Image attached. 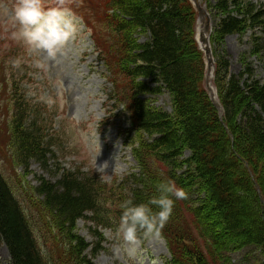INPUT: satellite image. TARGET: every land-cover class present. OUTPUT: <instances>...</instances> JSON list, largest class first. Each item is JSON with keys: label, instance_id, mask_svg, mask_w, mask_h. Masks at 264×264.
<instances>
[{"label": "trees", "instance_id": "obj_1", "mask_svg": "<svg viewBox=\"0 0 264 264\" xmlns=\"http://www.w3.org/2000/svg\"><path fill=\"white\" fill-rule=\"evenodd\" d=\"M111 1L112 5L101 7L113 8L116 13L103 9L98 25L103 30L111 28L116 44L110 46L106 38L105 44L97 45L100 53L108 49L110 60L124 74L120 78L126 92L120 100L125 98L134 126V131L128 130L125 144L131 147L140 173L129 176L135 184L127 186L129 196L113 194L115 212L102 201L106 184L97 173L61 169L55 182L38 178L37 196L56 228H61L57 239L65 245L63 253L71 254L76 264H93L85 252L91 245L74 230L79 218L96 226L92 256L101 249L102 234L97 228L107 226L117 231L124 223L135 233H140V227L156 225L167 242L168 264H209L202 250L189 243L196 231L204 234L205 250L215 264H225L223 259L228 263L223 256L228 249L226 237L232 236L234 251L245 246L264 248V81L253 77L250 64L232 73L229 57L220 47L224 36L258 28L262 43H255L250 52L263 50L259 56L264 57L263 4L256 7L249 2L244 6L239 0L217 1L221 15L214 30L217 44L212 82L220 114L204 86L203 54L193 38L196 13L189 1ZM231 5H236L238 12L229 10ZM113 21L118 25H112ZM130 28L145 40L136 42ZM20 68H24L22 62L11 73L16 86L14 74ZM138 77L143 81L138 82ZM163 91L170 96L171 113L149 107L134 96L135 92L157 95ZM38 108H30L19 99L14 103L11 144L18 164L26 168L30 156L45 163V156L51 155L52 140L44 142L33 122L28 127L24 123ZM157 166L164 168L166 175L159 173ZM217 219L221 229L213 225ZM49 227L43 224L49 244L53 238L52 247L48 245L52 252L57 234L52 235ZM1 245L8 251L7 264H48V255L40 249L16 196L0 173Z\"/></svg>", "mask_w": 264, "mask_h": 264}, {"label": "rangeland", "instance_id": "obj_2", "mask_svg": "<svg viewBox=\"0 0 264 264\" xmlns=\"http://www.w3.org/2000/svg\"><path fill=\"white\" fill-rule=\"evenodd\" d=\"M55 1L57 0H0V173L16 196L40 249L48 255V264H76L74 258L70 257L71 254L63 253L65 245L57 239L61 228H56L49 210L44 208L41 198L37 196L35 187L39 184L38 178L55 182L60 178L61 169L79 168L83 172L97 173L106 184L102 201L109 210L115 212L113 194L123 192L129 196L130 191L127 186L135 185L129 176L132 173L139 174L140 171L136 160L133 159L131 147L122 143V137L116 129L118 124H126L125 120L112 119L117 108L126 104L125 98L118 100L117 97L116 100L111 99V96L114 91L119 95L124 94L126 85L121 78H117V81L105 80L104 72L110 77H113V74L108 66L98 59L99 52L96 51L90 38L92 29L85 32L81 24L82 18H77L69 11L93 21L94 18L100 17L98 12L101 9L99 2L101 0H80V2L61 0V5L69 10L52 8L43 15L31 18L30 12L40 11L42 5ZM188 1L196 17L198 12H202L203 16L209 19L212 32L210 34L203 32L204 43L209 50V54L203 53L204 86L209 97L211 98L212 95L213 100L220 105L216 87L212 82L216 67L214 50L217 44L214 30L216 21L221 15L216 8L218 0ZM239 2L244 6L249 2L256 7L258 3H262L264 10V0H239ZM106 3L112 5L111 0H107ZM229 10L238 12L236 5H231ZM94 22L93 28H95ZM197 26H200V23L196 20L194 28ZM247 29L242 35L234 33L224 36L220 47L229 57V68L232 73L237 74L250 64L253 77L263 82L264 57L259 56L263 50L258 54L250 52L255 43H262L263 36L258 28ZM133 30L131 29L133 36L139 38ZM252 32L259 35L254 37L257 40H254ZM97 35L100 40L108 38L106 30L94 33L95 37ZM209 58L212 62L208 61ZM23 60L26 61L24 68H20L21 71L14 74L18 83L16 86L11 73L20 67ZM136 80L143 81V78L138 77ZM148 84L155 86L150 80ZM135 93L134 96L137 95L139 100L147 101L153 98L151 106L154 108L158 106L168 109L169 104L172 105L170 96L164 91L156 96L145 92ZM16 99L30 108L36 103L39 104V108L34 111L35 116H28L30 120L25 119L24 123L28 127L33 122L32 126L40 129V136L44 142L52 140L51 155L45 156L47 159L45 163L34 156L28 158L27 168L17 162L15 148L11 144L13 138L10 129L14 119L13 108ZM123 113H125L124 109L119 114ZM184 154L188 155V152ZM157 167L159 173L166 175L164 168ZM194 188L197 189V185ZM203 195L204 193L202 197ZM184 216L187 217L186 214ZM44 223L50 226L52 235L57 234L54 239L56 249L52 252H49L48 245L53 238L49 244L46 240V231L43 229ZM213 225L217 229L222 228L220 219L214 221ZM155 226L152 224L149 231L135 236L131 234V228L127 225L123 227V234L120 235L113 233L107 226L97 228L102 234V241L101 249L94 256L91 255V248L97 242L94 236L96 226L90 221L79 218L74 230L91 245L85 252L93 264H165V261L170 259L167 242L159 235ZM203 236L202 232L196 231L189 243L197 245L202 250L209 264H215L208 258ZM232 240V236L226 237L228 249L223 256L228 258V263L224 259L221 260L222 262L264 264V248L255 245L239 247L234 251L235 243ZM8 257L6 247L1 245L2 264L8 263Z\"/></svg>", "mask_w": 264, "mask_h": 264}, {"label": "water", "instance_id": "obj_3", "mask_svg": "<svg viewBox=\"0 0 264 264\" xmlns=\"http://www.w3.org/2000/svg\"><path fill=\"white\" fill-rule=\"evenodd\" d=\"M202 40L205 42V39H202ZM205 53H206V55L209 54L208 47L205 48ZM208 61H211L210 58H209ZM211 62H212V61H211ZM211 99H212L214 105L219 109V112H220V114H221V107H220V105H219L218 103H216V102L213 100L212 95H211Z\"/></svg>", "mask_w": 264, "mask_h": 264}, {"label": "bare ground", "instance_id": "obj_4", "mask_svg": "<svg viewBox=\"0 0 264 264\" xmlns=\"http://www.w3.org/2000/svg\"><path fill=\"white\" fill-rule=\"evenodd\" d=\"M204 34V33H203ZM207 35V34H206ZM204 36V38H205V34L203 35ZM205 45V44H204Z\"/></svg>", "mask_w": 264, "mask_h": 264}]
</instances>
